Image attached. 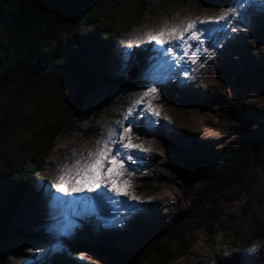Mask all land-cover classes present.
I'll list each match as a JSON object with an SVG mask.
<instances>
[{
	"label": "rangeland",
	"instance_id": "374dc122",
	"mask_svg": "<svg viewBox=\"0 0 264 264\" xmlns=\"http://www.w3.org/2000/svg\"><path fill=\"white\" fill-rule=\"evenodd\" d=\"M137 2L124 0L119 5L125 9L126 19L134 15ZM141 8L142 15L137 24L113 39L99 60L98 57L91 60L92 65L99 62L101 71L96 84L84 95L77 115L66 121L78 95L73 88L58 109L51 113L55 124L62 127L50 143L48 157L22 185L10 222V229L19 230L29 238H9L12 253L3 255L0 264H107L105 258L96 252L73 254L66 243L71 238H87L91 245L120 252L133 250L155 236L163 222L180 217L203 190L211 174L203 163L185 173L175 151L189 150L194 155H201L208 149L226 150L239 130L253 128L264 117V90L252 84L241 86L235 79L238 74L253 72L264 77V0H143ZM227 9L237 11L230 13L225 20L199 23V20L214 17ZM189 19L197 21L203 43L194 39H187V46L178 42L161 45L155 40L145 43L143 34L158 31L165 22L171 27L173 24H186ZM0 27L13 41L14 30ZM61 38L66 36L62 34ZM138 38L141 40L139 44L136 43ZM114 49L125 54L124 60L116 66L109 61ZM140 58L143 62H139ZM114 78L120 79L121 87L113 85ZM158 86L175 92L172 104L167 103ZM148 88L156 91L144 97L141 103L133 104ZM182 89L190 95H184ZM129 108L133 109L131 114ZM156 112L158 115L154 114ZM80 119L85 123L81 124ZM92 125H97L99 134L97 132L96 136L87 138L85 130ZM128 126H131V131L125 136L130 135L133 143L147 145L149 139V142L161 141L164 145L157 149L156 154L147 155L152 159L150 166H145L144 170H141V165L140 168L136 166L137 177L132 175L131 168L120 169L122 176L117 184L127 181L123 191L128 198L138 186H141V193H157L161 188L172 190L168 191V206L162 209L161 216L153 220L154 224L145 237L134 238L127 233L121 240L109 239L102 233L106 221L118 224L115 216L119 213L116 210L96 214L66 201V198L57 209L54 202L60 203L56 197L61 192L55 187H51L50 192L54 196H48L47 209L42 207V202L38 203V199L45 198L42 193L44 186L36 192L38 181L43 182L40 174L55 177L58 185L64 184L62 173L73 170L74 161L83 163L88 158L82 152L84 142L97 149L110 134L113 141L117 139V128L122 131ZM150 126L165 131V141L153 137ZM72 132L77 135L72 137ZM70 140L72 145L65 150ZM59 148H63L59 151L63 155L58 154ZM127 154L133 157L131 161H138L133 150ZM249 191L256 197H264L261 169L257 170ZM100 194L103 195V191L100 190ZM248 199L243 187L228 189L220 197V223H213L212 234L208 232V223L202 219L184 221L185 228L190 230L194 239L189 252L171 264H263L264 202L255 205L253 218L243 211ZM8 200L9 196L0 200L3 208L8 205ZM127 201L125 197L124 202ZM114 204H117L115 208H119L120 214L128 208L121 209V202ZM111 208L114 209L113 206ZM253 245L256 246L255 251H250Z\"/></svg>",
	"mask_w": 264,
	"mask_h": 264
},
{
	"label": "trees",
	"instance_id": "16d2710c",
	"mask_svg": "<svg viewBox=\"0 0 264 264\" xmlns=\"http://www.w3.org/2000/svg\"><path fill=\"white\" fill-rule=\"evenodd\" d=\"M123 1L0 0V25L14 30L11 41L0 27V200L9 196L5 208L0 202V262L3 255L12 253L9 238H29L10 229V222L22 185L48 157L50 143L62 127L55 124L51 113L73 88L78 95L66 121L77 115L84 95L96 84L101 71L99 62L92 65L91 60H99L105 47L134 27L142 15L143 0H138L134 15L126 19L125 9L119 6ZM62 34L66 38L62 39ZM235 79L241 86L252 84L264 90V77L256 72L238 74ZM112 83L122 86L119 78ZM158 90L168 104L175 101L173 90L160 86ZM175 155L185 173L201 163L211 171L203 190L180 217L163 222L155 236L131 251L91 245L87 238H71L66 243L73 254L96 252L107 264H171L189 252L194 239L184 221L202 219L212 234L213 223H220V197L236 186L249 195L243 211L255 217L254 207L264 202V197L254 196L249 188L258 169L264 176V117L253 128L239 130L226 150L208 149L201 155L182 150Z\"/></svg>",
	"mask_w": 264,
	"mask_h": 264
},
{
	"label": "bare ground",
	"instance_id": "6f19581e",
	"mask_svg": "<svg viewBox=\"0 0 264 264\" xmlns=\"http://www.w3.org/2000/svg\"><path fill=\"white\" fill-rule=\"evenodd\" d=\"M144 36H145V34H143V37ZM145 43L146 44L152 43V41H146ZM112 55L113 56H111L109 58V61L112 62V64L114 66L120 64L121 61L124 60V56H125L124 53H120V51L116 50V49L112 50ZM182 92L186 96L190 95L189 92H187V91H185L183 89H182ZM80 123L84 124L85 121L80 119ZM77 125L78 124L76 123V128H77ZM150 127H152L151 128V133H152L153 137H157L160 140L164 139L163 141H165V135H164L165 131L157 129V128H154L153 126H150ZM97 130H98L97 129V125H92L90 127V129H86L85 130V132H86L85 134H88L87 138H89L90 136H94V135L96 136L97 132L99 134V131H97ZM72 133H73V134H71L72 137H75V135H77V133H75V132H72ZM167 133H169V132H167ZM71 140H70V143L67 142V146H66V148H64L65 150H67L70 147V145H72V141ZM105 142H106V140H105ZM105 142L100 143L98 146L104 145ZM92 143H94V142H92ZM162 144L163 143L161 141H150L149 142V139H148L147 140V145L146 144L145 145H141L143 148H147L148 151L147 152H143V151H140V150H133V154L135 156H137L139 159H138L137 162H135V161H128L127 158L125 157L124 168L125 167L131 168L130 172L132 173V175L137 177L139 174L137 173L136 166H139V168H140V165H141V170H144L146 167H148V165H149V163H150V161L152 159H151V157H149L147 155L156 154L157 149L161 148ZM89 146H90L89 143H87V142L83 143V145H82L83 151L82 152L86 153V154H83V155L87 156L89 152H93V153L96 152L97 149L90 148ZM62 149L59 148L58 154L60 153L59 151H61ZM60 154H62V153H60ZM134 159H135V157H134ZM40 177H41V180H43V182L38 181L39 185H38L37 191H36V189H35V191L39 192L41 190L42 186L45 187V189L42 190L43 196H45V198L43 200L38 199V203L41 204V202H42V207L46 208L45 205L47 204V200H49L48 196H54L50 192L51 187H52L53 184H57V183L55 181V177L44 176V175L41 176V174H40ZM105 179H106V177H105ZM38 180H40V179H38ZM156 187H157V185H156ZM100 190L103 191V195L100 194ZM134 190H135V191H133L134 194H130L129 195L130 198H128L124 194L125 193L124 191H122V193L118 195L116 192L110 190L107 186L101 185L99 188H96L93 191H89V190H87L85 188V189H83L81 191H78V192H72V191L61 192L60 196L56 197V199L58 201H60V203H58V202H54V203H56L55 207L57 209H59V207L61 206V203H63L65 201L64 199L66 198V201H71L76 206H78L80 208H83V209L84 208L85 209L88 208V209H90V211L95 212L96 214L99 211L101 213H104L105 211L107 212L108 210H116L119 213V215L117 214L115 216V219H116V222H118L119 225L118 224H114L113 222H111L109 220L106 221L105 229H104L102 235L104 234L109 239L114 240V241L115 240H121V237H123L127 233H129L130 236H132L134 238H140V237H143V236L145 237L148 234L149 230L151 229V224H154L153 220L155 221L158 216L162 215L161 214L162 209L164 207L166 208V206H168V204H169L167 202L168 201V197H169L168 196V194H169L168 191H172V190H169V189H166V188H164V189L161 188L160 191L157 192V193H149L150 191L148 193L147 192H145V193L142 192L141 193L140 192L141 186L134 187ZM129 193H131V192H129ZM147 194H149V195H147ZM125 197L128 200L127 203L124 202L125 201ZM131 197H140L141 199L140 200H135V199H132ZM149 197H151L152 199H148ZM117 202L118 203L121 202V206H120L121 209L124 208L125 206H128V208L125 210V212L123 214H120V210H119L118 207H117L118 209L115 208L117 204H114V203H117ZM111 206H113L114 209H112ZM163 211H165V210H163ZM44 218L47 219L48 217L44 215ZM122 227H124V228H122Z\"/></svg>",
	"mask_w": 264,
	"mask_h": 264
},
{
	"label": "snow or ice",
	"instance_id": "6c2138e0",
	"mask_svg": "<svg viewBox=\"0 0 264 264\" xmlns=\"http://www.w3.org/2000/svg\"><path fill=\"white\" fill-rule=\"evenodd\" d=\"M237 9L221 10V12L214 17H205L199 20V23L205 24L209 21H221L225 20L230 13H234ZM235 31V29H233ZM188 33V36H185ZM200 29L197 28V21L189 19L186 24H173L168 26L167 22L162 25L158 31L154 33H146L144 36L145 41L155 40L158 44H170L178 42L187 46V39L197 40L198 43H203L199 36ZM136 43H141L140 39L136 40ZM171 51V48H169ZM154 88H148L142 93L139 100L133 101V104H138L143 101L144 97H147L150 93H154ZM151 111V108H149ZM132 108H129L128 112L131 114ZM158 115V112L154 113ZM127 119V117H125ZM119 124V121L117 122ZM131 126L124 127L121 131L119 128L115 130L117 139L113 141L111 134L107 138L104 145L99 146L95 153L89 152L88 158L81 163L79 160L74 161L72 169L66 173H62L61 179L64 180L63 185L53 184L52 187L57 188L60 192H78L83 189L93 191L99 188L101 185L107 186L110 190L116 192L118 195L123 191V185L127 184V181H123V184L118 185L117 180L122 176L120 169L124 167L125 156L128 161H131L133 157L128 155L129 150H140L147 152V148H143L140 144L133 143L131 136L127 138L126 133H130ZM117 148L119 150H117ZM107 177V179H105ZM126 194V193H125ZM135 200H140V197H131ZM148 199H152L149 197ZM256 246L253 245L250 251H255Z\"/></svg>",
	"mask_w": 264,
	"mask_h": 264
}]
</instances>
